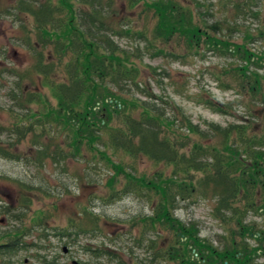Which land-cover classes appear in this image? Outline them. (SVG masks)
<instances>
[{
	"label": "rangeland",
	"instance_id": "374dc122",
	"mask_svg": "<svg viewBox=\"0 0 264 264\" xmlns=\"http://www.w3.org/2000/svg\"><path fill=\"white\" fill-rule=\"evenodd\" d=\"M180 1L188 3L191 0ZM196 1L213 6L211 12L197 11L194 16L197 25H212L217 21L223 24L225 18L236 17L229 0ZM123 2L120 0L118 7ZM251 2L253 11L247 7V13L240 14L236 22H232L239 25L238 30L228 36L237 49L245 47L264 56V36L259 35L264 31V1ZM14 3L15 0H0V127L5 130L0 129V146L20 158L0 155V175L5 178L0 180V234L10 232L18 240L15 253L0 256V264H179L154 257L159 249L154 252L150 249L153 232L157 237L161 235L158 243L166 249L177 232L162 225H157V230H145L141 219L153 214L152 202H158L160 197L145 187L139 191L124 190L132 181L135 184L179 182L196 188L192 197L178 199L171 214L181 224L194 228L196 238L213 248L223 252L237 240L239 246L248 244L250 264H264V211H257L263 208L261 198L247 216V223L261 231L260 236L243 239L236 222L229 223L226 228L215 217L217 196L212 184L208 187L199 184L202 174L179 173L166 164L154 163L143 156L133 158L108 146L107 132L110 128L122 127L125 115L141 111L139 99L155 102L170 117L181 109L189 119L203 126L214 123L225 128L240 122L237 118L245 112L247 98L240 94V88L228 72L243 62L236 55L210 50L204 45L198 51H191L183 39L177 37L169 44L153 45L141 36L122 37L117 41L127 51L142 49L141 59L136 60L141 87L132 88V95H126L130 102L133 101L131 96L138 98L133 101L136 106L128 108L112 98L87 106L89 101L84 97L69 108L81 121L75 123L71 113L67 117L71 123H68L59 97L33 70V49H27L25 42L30 37L34 46L38 43L35 21L27 14L18 17L8 14ZM124 16L135 30L150 32L151 38L155 22L146 2L133 10L124 8ZM247 29L254 34V39H246ZM231 48L236 49L234 45ZM50 52L45 50L46 59L54 60ZM54 61L56 71L50 76L63 78L65 63ZM12 70L23 76L22 91L14 85L17 77ZM15 94L21 95L20 101L38 95L39 100L30 108L31 113L39 119L50 116L53 126L42 129L43 134L37 128L19 141L18 136L6 131L16 126L17 114H26L12 99ZM148 94L152 97H146ZM101 97L105 98L98 96ZM36 140L51 145L50 153L63 150L64 157L40 159L38 150L42 147L35 145ZM222 142L220 137L214 140L220 151ZM261 164L263 167L258 173L264 174V162ZM251 165L248 162L244 170H250ZM91 219L96 220L97 228ZM80 223L93 229L81 233L75 227ZM177 248L186 249L180 244ZM194 249L191 254L198 253V248Z\"/></svg>",
	"mask_w": 264,
	"mask_h": 264
},
{
	"label": "trees",
	"instance_id": "16d2710c",
	"mask_svg": "<svg viewBox=\"0 0 264 264\" xmlns=\"http://www.w3.org/2000/svg\"><path fill=\"white\" fill-rule=\"evenodd\" d=\"M119 1L15 0L7 13L17 17L21 14L33 17L38 43L34 46L30 37L25 42L27 49H33L35 58L33 70L43 77L44 84L50 86L59 97L61 111L66 112L65 121L68 123H71L67 119L71 113L74 115L71 118L75 123L81 121L79 115L69 108L79 104L84 97L88 98L87 106L100 100L106 102L108 98L119 100L128 105V108L129 105L136 106L133 101L138 98L131 96L133 101L130 102L128 99L130 97L126 95L132 93V88L141 87L136 60L141 59L142 49H133V52H129L117 39L137 35L145 38L147 42L151 41L153 45L169 44L177 37L183 39L187 49L191 51H198L201 45H204L210 50L216 49L229 55H236L243 63L232 68L228 75L240 88L238 90L241 91L240 94L247 98L245 112L237 118L240 122L225 128L214 123H204L203 126L189 119L181 109L170 117L155 102L139 99L141 111L125 115L122 127L110 128L107 132L108 146L133 158L143 156L154 163L166 164L179 173L202 174L199 184L203 187L213 185L214 194L217 196L215 217L224 227L229 228V223L236 222L243 239L247 236H260L261 231L247 223V216L256 208L255 205L260 202V198L262 203L260 206L263 208L260 207L257 211H264V174L258 173L263 167L261 162H264V72H260L264 70V56L252 53L245 47L237 49L228 36L239 27L232 22H236L240 14L247 13V7L253 11L252 0L240 2L229 0L236 12L234 19L225 18L223 24L217 21L212 25L205 23L202 26L195 23L194 16L197 11L204 10L207 13L213 10V6L207 7L204 2L122 0L124 2L118 7ZM141 2H146L154 15L155 26L151 38L150 32L135 30L124 16V8L133 10ZM245 31L247 40L254 39L251 30ZM259 35L264 36V31ZM233 45L236 49L231 48ZM48 49L51 51L52 59L65 63L63 78L50 76L56 71V62L46 59L45 50ZM12 74L17 77L14 85L22 91L23 76L16 70H12ZM11 90L14 91L13 88ZM99 95L105 98L99 99ZM19 96L22 99L20 94H15L12 99L16 101L18 107L25 110L26 114H17L14 118L16 126L6 131L18 136L19 141L37 128L47 130L48 125L53 126L50 116L39 119L34 118L31 113V106L39 100L38 95H31L22 101ZM146 97L152 96L148 94ZM208 105L212 103L208 102ZM0 129L4 130L2 126ZM43 132L42 130L41 133ZM217 137L223 140L220 145L221 151L218 150L217 143H214ZM37 144L42 147L38 150L40 159L48 157L56 160L57 157L65 155L63 150L58 149L50 153L51 145L41 144L39 140L35 141V145ZM0 155L20 158L19 155L7 152L1 146ZM248 162L252 165L248 167L250 170L246 171L244 168ZM2 179L5 178L0 175V180ZM141 187L160 197L158 202H152L155 208L153 214L141 219L145 223V230L147 232L151 229L157 230V225H162L177 232L174 241L170 242L166 249L158 243L161 235L157 237L152 231L154 238L149 242L153 252L159 249L158 252H154L156 259L176 261L179 264H250L247 259L248 244L242 243L239 246L237 240L231 239L232 246L221 252L196 238L194 228L181 224L171 214L178 199L192 197L197 191L196 188L179 182L135 184V181H132L124 190L132 188L139 191ZM91 222L94 228H97L96 220L91 219ZM75 227L81 233L93 229L92 226L90 229L85 228L83 223ZM4 239L8 241L2 242ZM17 240L10 232L0 234L2 258L15 253ZM179 244L186 249L177 250ZM194 248H198L197 254H191Z\"/></svg>",
	"mask_w": 264,
	"mask_h": 264
},
{
	"label": "water",
	"instance_id": "95a60500",
	"mask_svg": "<svg viewBox=\"0 0 264 264\" xmlns=\"http://www.w3.org/2000/svg\"><path fill=\"white\" fill-rule=\"evenodd\" d=\"M65 252H66V249H65Z\"/></svg>",
	"mask_w": 264,
	"mask_h": 264
}]
</instances>
